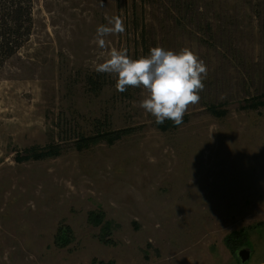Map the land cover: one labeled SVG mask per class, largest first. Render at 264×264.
Masks as SVG:
<instances>
[{"label": "rangeland", "instance_id": "374dc122", "mask_svg": "<svg viewBox=\"0 0 264 264\" xmlns=\"http://www.w3.org/2000/svg\"><path fill=\"white\" fill-rule=\"evenodd\" d=\"M263 5L33 0L29 39L0 68V264H264V106L242 107L264 93ZM115 16L126 30L101 49L96 29ZM153 47L188 48L208 69L200 103L174 129L140 107L143 89L118 92L106 73L87 83L112 48L135 59ZM95 120L132 132L78 150ZM51 143L56 156L16 159ZM91 210L103 213L97 224Z\"/></svg>", "mask_w": 264, "mask_h": 264}, {"label": "clouds", "instance_id": "9594fccd", "mask_svg": "<svg viewBox=\"0 0 264 264\" xmlns=\"http://www.w3.org/2000/svg\"><path fill=\"white\" fill-rule=\"evenodd\" d=\"M108 23L96 29L95 43L101 49L107 47L106 37L125 32V22L119 16L108 18ZM97 73L116 75V90L140 88L146 97L140 107L162 124L171 120L175 125L183 123V117L191 106L200 103L204 90L207 66L199 56L188 48L180 51L153 47L149 55L131 58L126 48H112L108 58L96 65Z\"/></svg>", "mask_w": 264, "mask_h": 264}, {"label": "trees", "instance_id": "16d2710c", "mask_svg": "<svg viewBox=\"0 0 264 264\" xmlns=\"http://www.w3.org/2000/svg\"><path fill=\"white\" fill-rule=\"evenodd\" d=\"M32 9L33 0H0V68L3 64L13 56L29 39L32 28ZM260 25L259 30L264 38V5L263 10L259 11ZM101 76V77H100ZM105 76L101 73L97 75L87 76L88 86L93 89L97 87V82L102 80ZM103 82V81H102ZM258 106H264V93L256 95L250 99H246L242 105L245 109H255ZM208 110L217 114L218 116H224L226 114L225 109H219L216 105H211ZM184 120V118H183ZM95 126H101L95 128V131L91 134H79L74 141V146L80 150L82 148H88L98 142H106L112 144L115 140L122 138L132 132L131 128H122L117 130H109L102 126L99 120L94 121ZM158 129L167 130L174 129L176 126L173 121L165 120L162 124L155 123ZM61 147L59 144L51 143L40 150L37 147H30L25 150V154L17 156L18 161L30 160V159H42L45 157H53L59 154ZM101 211H89L88 221L93 224H97L103 218ZM59 229L56 239L60 241L62 245L66 244L69 237V228ZM232 238V239H231ZM226 243L236 245L241 241V236H227L225 238ZM238 241V242H236Z\"/></svg>", "mask_w": 264, "mask_h": 264}, {"label": "water", "instance_id": "95a60500", "mask_svg": "<svg viewBox=\"0 0 264 264\" xmlns=\"http://www.w3.org/2000/svg\"><path fill=\"white\" fill-rule=\"evenodd\" d=\"M241 262H245L249 258V251L247 249H241L239 255Z\"/></svg>", "mask_w": 264, "mask_h": 264}, {"label": "flooded vegetation", "instance_id": "af4514ba", "mask_svg": "<svg viewBox=\"0 0 264 264\" xmlns=\"http://www.w3.org/2000/svg\"><path fill=\"white\" fill-rule=\"evenodd\" d=\"M240 250H241V249H240ZM240 250L237 251V256L239 255V251H240ZM238 257H239V256H238ZM239 258H240V257H239ZM249 258H250V255H249ZM249 258H248V259H249ZM248 259H247V260H248ZM247 260H246V261H247ZM240 261H241V260H240ZM243 263H244V262H243Z\"/></svg>", "mask_w": 264, "mask_h": 264}]
</instances>
